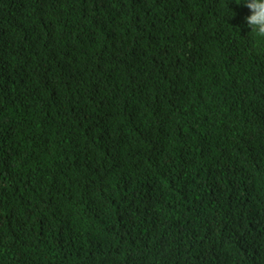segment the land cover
I'll return each instance as SVG.
<instances>
[{"label": "trees", "instance_id": "1", "mask_svg": "<svg viewBox=\"0 0 264 264\" xmlns=\"http://www.w3.org/2000/svg\"><path fill=\"white\" fill-rule=\"evenodd\" d=\"M244 2L0 0V264H264Z\"/></svg>", "mask_w": 264, "mask_h": 264}, {"label": "clouds", "instance_id": "2", "mask_svg": "<svg viewBox=\"0 0 264 264\" xmlns=\"http://www.w3.org/2000/svg\"><path fill=\"white\" fill-rule=\"evenodd\" d=\"M244 5L250 11L245 17L250 32L255 38L264 39V0H245Z\"/></svg>", "mask_w": 264, "mask_h": 264}]
</instances>
